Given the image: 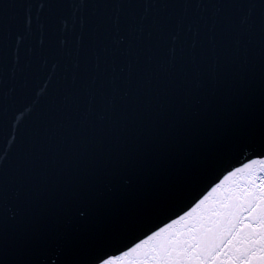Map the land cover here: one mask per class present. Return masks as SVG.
<instances>
[{
	"label": "water",
	"instance_id": "obj_1",
	"mask_svg": "<svg viewBox=\"0 0 264 264\" xmlns=\"http://www.w3.org/2000/svg\"><path fill=\"white\" fill-rule=\"evenodd\" d=\"M264 159V0H0V264H99Z\"/></svg>",
	"mask_w": 264,
	"mask_h": 264
},
{
	"label": "snow or ice",
	"instance_id": "obj_2",
	"mask_svg": "<svg viewBox=\"0 0 264 264\" xmlns=\"http://www.w3.org/2000/svg\"><path fill=\"white\" fill-rule=\"evenodd\" d=\"M99 264H264V159L231 171L170 222Z\"/></svg>",
	"mask_w": 264,
	"mask_h": 264
}]
</instances>
